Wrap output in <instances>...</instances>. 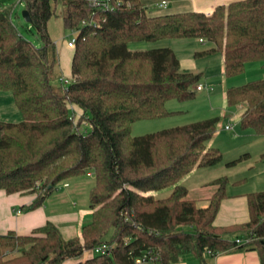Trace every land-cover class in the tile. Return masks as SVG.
Wrapping results in <instances>:
<instances>
[{
    "label": "trees",
    "instance_id": "obj_1",
    "mask_svg": "<svg viewBox=\"0 0 264 264\" xmlns=\"http://www.w3.org/2000/svg\"><path fill=\"white\" fill-rule=\"evenodd\" d=\"M29 11L41 43L25 38L12 19V7H0V91L12 92L20 122L0 120V189L6 193L39 192L27 209L39 206L66 179L94 170L89 205L95 209L82 234L65 239L52 222L30 234H0V264H137L150 251L148 264H175L234 249L258 252L264 264V190L248 193V221L215 226L229 182L217 184L208 205L188 197L182 179L196 167L220 163L223 153L208 147L218 118H206L157 132L133 136L139 120L165 118L170 100L196 96L201 75L180 69L170 47L129 50L136 41L197 38L214 44L197 52L220 51L227 77L249 62L264 63V0H235L211 13L198 11L150 15L141 0H114L113 10L91 8L85 0H20ZM62 8L66 30L76 31L72 83L60 77L56 45L48 23ZM228 106L245 103L240 124L264 135V79L226 90ZM83 115L74 119L69 104ZM86 121V123H84ZM226 163L237 165L243 157ZM264 156V155H263ZM240 181H237L238 183ZM169 188L165 198L155 191ZM37 189V190H36ZM251 237L249 247L235 246L231 234ZM103 242L108 254L81 258ZM20 251L18 258L5 259Z\"/></svg>",
    "mask_w": 264,
    "mask_h": 264
},
{
    "label": "rangeland",
    "instance_id": "obj_2",
    "mask_svg": "<svg viewBox=\"0 0 264 264\" xmlns=\"http://www.w3.org/2000/svg\"><path fill=\"white\" fill-rule=\"evenodd\" d=\"M145 3L148 4L150 10H154L156 8L154 3H148L146 1ZM1 6L13 8L12 19L15 25L18 27L20 33L25 38L31 40L34 44H38L39 46V44L41 43L40 36L38 35L36 29L32 27V25L29 22L25 21V19L23 18L22 12L25 9V4L20 0H0V7ZM62 14L63 11L62 8L60 7L58 9V13L56 14L57 16H54L53 20L51 21L52 23L51 35L54 36L53 34L55 32V29L53 27H55L58 29V32L60 31V36H62L61 37L62 39L58 41H54V39L52 38L51 39L54 41L56 45L58 60L60 63L59 71L61 74L58 81H56L55 84L66 85L67 84L66 80H69V83H72V81H74V78L76 76L73 75L72 73V62H71L70 76L64 75L63 72L65 71L62 70L61 68V62L63 60L64 54L69 56V54L72 53L73 51V55H74L76 45L75 47H72L69 43L73 37L77 38L78 33L72 30L68 31L63 27ZM198 40L206 42V45H204V47H208V48L203 51H207L214 47V44L206 39L200 38ZM188 41H190L188 45L173 39H161L159 41L143 40V41L130 42L128 44L129 50H145V49L156 48L158 46L159 47L172 46L175 48L176 53L181 60L182 68L180 67V69L182 71L186 70L189 72L190 70L194 72H199L196 70H200L204 74L203 76H201V78L204 79V82L206 81L208 83L207 87H204L202 89L197 88L198 84L195 85L197 91H196V96L193 99L186 101H178L174 99L168 101L167 108L170 111L174 112L172 115L165 118L139 120L134 122L132 125L131 133L133 136H141V135L157 132L163 129L188 124L206 118H214V117L218 118L217 129L215 132L216 135L214 134L215 136H213L214 144L212 145L213 141L211 142L210 140L208 141L207 145L208 147H217L221 150V152L223 153L222 161L215 166L201 167L193 174L184 177L182 179V184L185 185L188 189V197L196 201L198 206L204 207L208 205L211 197L213 196L214 193H216L219 183H217L216 185L210 184L211 187L210 186L207 187L206 184L204 186L206 187L205 190V189H201V186L199 187L200 182H204L215 176H219V177L224 176V175L222 176L220 175L227 166L225 165V162L242 154V152H240L239 154L235 153L234 149L231 150L232 147H235L234 146L235 138L231 139L234 136V129L236 127V129L239 128V131L247 130V129H243L240 123L239 124L237 123V118L239 114L237 109L240 108L243 113V111L246 108V104L240 103L236 106H232V107L228 106L226 101V90L230 86L242 85L255 79H262V78L264 79V63L249 62L246 64V69L243 73L237 76L227 77L224 72V57L222 52L216 51V52H211L209 54H205L203 56L195 57L194 47L198 46V48H200L201 45L195 42L194 39ZM63 46L66 47L69 50V52L63 51L64 50ZM72 61H73V57H72ZM4 93H8L11 98L13 96V95L11 96L12 92L10 91H6ZM3 102L4 104L0 105V120L4 121L3 118H5L4 117L5 115L9 120L5 122H20L22 120V115L21 112L18 110L17 106L15 105V102H13V99L10 103H6L5 101ZM69 108L71 109L72 115L74 116L75 120H77L78 117L83 115V111L77 105L71 103L69 104ZM12 109H15L14 111L16 114L12 112ZM17 118L20 120H16ZM84 123H86V121H84ZM224 124H229V126H231V130L230 129L229 131L225 130L226 128L225 127L223 128ZM219 125H221L222 127L219 128L218 127ZM249 130L250 129H248V131ZM253 157L255 160L261 162L260 161L261 157L258 151L255 150L253 152ZM244 168L245 167L243 166H238V168L231 170V172L227 171L230 180L243 178L244 176L250 173L249 170L248 171L244 170ZM95 179H96V175L94 170H87V172L83 176L66 179L65 181L60 182L56 186V188L52 192H50L48 196H46L47 199L46 205L52 207L54 205L63 204V206H67V207L70 206L72 210H79L82 208L89 209L92 211L91 218L85 224L89 223L93 217V212L95 210L91 208L89 205V195L91 189L94 187ZM213 180H211L210 182H212ZM38 190L36 192L37 197L39 194ZM170 193H171V189L169 188L153 192L156 198H165ZM17 212H20V210ZM237 238H249V240L248 241L245 240V242L242 243H237L235 241ZM252 240L253 239L251 237H247V236L244 237L237 236L233 238V241H235L234 244L235 246H239L242 244L244 247H249L252 243ZM87 251L84 252L81 258L82 261H86V259L92 256ZM19 255H20V251H15L12 253H8L5 259L18 258ZM192 260L195 261V259H189L190 262Z\"/></svg>",
    "mask_w": 264,
    "mask_h": 264
},
{
    "label": "crops",
    "instance_id": "obj_3",
    "mask_svg": "<svg viewBox=\"0 0 264 264\" xmlns=\"http://www.w3.org/2000/svg\"><path fill=\"white\" fill-rule=\"evenodd\" d=\"M143 4L149 9L148 4L145 3H154L156 8L154 10H148L150 15H157V14H170V13H178V12H188V11H198L204 13H211L217 5L220 4H228L235 0H141ZM165 1L166 6H160V4ZM48 23V32L49 35L54 41L61 40L62 36H60V31L55 29L54 36H52V23L51 21ZM194 39L195 42L201 45L200 48L198 46L194 47V55L197 56V52H201L208 47H204L206 45L205 41H201L195 38H181V39H173L177 40L178 42L189 44L191 40ZM159 41V40H158ZM187 42V43H185ZM64 47V46H63ZM159 47V46H158ZM164 47V46H162ZM169 47V46H165ZM157 48V47H156ZM176 53L174 47H170ZM63 51L69 50L64 47ZM64 54V53H63ZM69 54V53H68ZM64 54L63 60L61 62V68L65 72L64 75L70 76L71 73V62L73 57V51L69 54V56ZM177 55V53H176ZM178 57V55H177ZM181 66V60L178 57ZM190 69V68H189ZM186 71V70H185ZM199 72H193L195 74H200L203 76V72L200 70H196ZM206 79V78H205ZM199 83L208 85V83L203 78H200ZM198 83V84H199ZM210 86V85H209ZM6 91H0V105H3L5 101L6 103H10L13 99L10 97L8 93H4ZM11 100V101H10ZM14 102V99H13ZM240 108L237 109L239 112L237 123H240L242 110ZM15 109H12V112L15 113ZM236 113V110H235ZM4 121H9L8 118L4 115ZM20 120V119H16ZM15 120V121H16ZM236 124V122H235ZM229 124H224L223 128ZM219 128L222 126L219 125ZM233 127V126H232ZM236 129V127H235ZM234 129V136L231 138H235V147H232L231 150H235V153H240L239 156L232 158L231 160L237 159L238 157L245 155L241 162L237 165L228 167L226 166L225 170L221 173L220 176L224 175L227 176L229 182L226 184L225 192L227 196L222 199L220 208L218 213L214 219L213 224L215 226H228L234 225L238 223H243L249 220V209H248V200L247 194L254 191L264 190V135L257 136L252 131L242 130L239 131V128ZM228 130L229 129H225ZM231 130V129H230ZM216 135V134H215ZM214 135V136H215ZM257 136V137H256ZM213 141V142H212ZM212 145L214 144L213 138L211 139ZM258 151L260 154V161H257L253 157V152ZM237 154V155H238ZM227 160V162L231 161ZM238 166L245 167L244 170H249V174L244 176L243 178H238L236 180H230L228 176V172L238 168ZM200 168H195L189 175L193 174ZM228 171V172H227ZM246 171V172H247ZM188 175V176H189ZM249 175V176H248ZM187 177V176H186ZM219 176H215L206 180L204 182H200L199 187L201 189H205L204 187L207 184V187L210 186V181L217 178ZM237 181H240L236 183ZM211 187V186H210ZM206 190V189H205ZM37 199L36 193L31 192H16L8 194L6 191L0 189V234H5L10 230L15 231L17 234H30L35 229L44 226L47 222H52L54 225L58 227L62 236L65 239H71L73 237H78L82 233L83 225L90 220L91 218V210L82 208L79 210H72V208L61 205H54L49 207L46 205L47 199L46 197L42 201V203L32 209H27L26 207L30 206L35 200ZM18 206V207H17ZM20 212H17L19 211ZM243 235V234H242ZM240 234H231L230 239L233 240L235 237H242ZM206 264H261L258 252L252 249H235L229 252H222L213 257L206 258ZM76 260H68L64 264H74ZM177 264H202L200 260L195 259L191 262L188 260H181Z\"/></svg>",
    "mask_w": 264,
    "mask_h": 264
},
{
    "label": "built area",
    "instance_id": "obj_4",
    "mask_svg": "<svg viewBox=\"0 0 264 264\" xmlns=\"http://www.w3.org/2000/svg\"><path fill=\"white\" fill-rule=\"evenodd\" d=\"M86 3L89 5V7L91 8H102V9H106V10H113L115 9L117 6L120 5V3H115L114 0H85ZM160 6H166V2L163 1ZM76 32V31H74ZM72 47H75L76 45V37H73L72 40L69 43ZM67 84L69 83V80H66ZM204 87H207V85H204L202 83H199L197 88L198 89H202ZM226 129H231V126L226 125L225 126ZM245 240H249V238H237L235 241L237 243H242L245 242ZM111 246L109 243L107 242H103L100 245H97L95 248L87 251L89 252L91 255H98V254H108L109 250H110ZM155 259H157V256H153L152 253L150 251H147L145 253H143L141 256H138L136 258V263L137 264H148L151 261H154Z\"/></svg>",
    "mask_w": 264,
    "mask_h": 264
},
{
    "label": "water",
    "instance_id": "obj_5",
    "mask_svg": "<svg viewBox=\"0 0 264 264\" xmlns=\"http://www.w3.org/2000/svg\"><path fill=\"white\" fill-rule=\"evenodd\" d=\"M23 18L25 19V21L32 23V19L30 18V14L29 11L27 9H24L22 12Z\"/></svg>",
    "mask_w": 264,
    "mask_h": 264
}]
</instances>
